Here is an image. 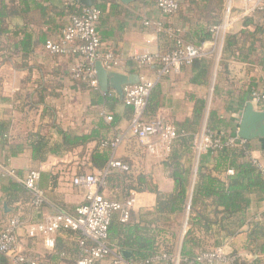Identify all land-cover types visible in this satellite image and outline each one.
I'll list each match as a JSON object with an SVG mask.
<instances>
[{
  "label": "crops",
  "instance_id": "obj_1",
  "mask_svg": "<svg viewBox=\"0 0 264 264\" xmlns=\"http://www.w3.org/2000/svg\"><path fill=\"white\" fill-rule=\"evenodd\" d=\"M66 1L38 0L50 8L47 15L41 14L34 5H30L29 10L23 4H16L11 10H4L0 5V45L6 48L0 54V231L13 218H18L21 221L16 232L19 249L38 264H74L79 258V241L83 236L61 230L55 236V250H49L41 236H29L28 226L45 222L57 213L75 215L76 209L86 203L89 189L75 186L74 178L80 174L106 173L98 170L91 160L97 146L95 141L86 149L54 152L55 146L62 143V132L89 135L96 131L101 138L112 142L120 140L116 150L109 149L110 161L120 160L128 164L131 171L116 170L108 186L92 189L109 200L122 201L142 175H151L161 193L170 194L175 188L172 169L167 166L171 152L151 155L139 144L130 131L133 110L125 105L123 98L112 88L105 96L102 89L95 90L75 80L71 70L81 58L46 51L43 38L58 41L61 37L58 30L70 22V15L63 12ZM229 2L233 14L242 17L225 33H219L217 47H213L211 41L204 43L208 51L205 57L214 62L204 80L199 79L198 71L189 66L157 80L154 68H141L134 60L137 51L169 52L174 47L167 33L161 34L156 24L177 27V16L162 14L156 7V0H134L128 4L122 0L97 2L105 6L98 25L103 52L113 51L119 55L121 65L116 72L136 77L144 74L156 81L151 95L160 106L157 117L164 118L177 129H191L192 123L201 115L199 128L192 133L182 132L185 135L195 136L205 128L209 129L208 120L213 113L217 121H223V125L217 124V132L236 136L245 107L252 102L253 92L264 88V18L257 16V10L244 13L253 2L227 0L226 6ZM226 6L219 25L225 21ZM244 18H254L255 23L245 27ZM145 21L153 24L145 26ZM229 35H237L241 52L225 54V41ZM200 100L205 101V106L201 107ZM108 116H112V120H108ZM248 144L250 158L264 167V140L255 139ZM201 157L204 166L214 167L213 157L206 154L200 158L195 155L196 166ZM32 170L40 172L38 186L46 195V203L40 208L33 206V195L23 183ZM121 173L126 177L121 178ZM131 196L136 199L131 226L144 227L152 219L150 212L157 205V194L146 191ZM248 201L247 222L261 220L264 193H253ZM186 218L187 215L185 221ZM112 223L116 227L110 232L109 240L113 254L97 264H115V254H120L117 252L119 243L125 240L126 233L119 213L114 215ZM216 229L210 234H198L203 248L197 251L221 247L228 253L238 254L245 264H264V254L256 256L248 250L247 226L235 236H225ZM185 234L183 229L178 247L171 254L177 260L181 258ZM126 254L130 259L129 251L120 255L126 258ZM0 264L29 263H14L0 254Z\"/></svg>",
  "mask_w": 264,
  "mask_h": 264
},
{
  "label": "trees",
  "instance_id": "obj_2",
  "mask_svg": "<svg viewBox=\"0 0 264 264\" xmlns=\"http://www.w3.org/2000/svg\"><path fill=\"white\" fill-rule=\"evenodd\" d=\"M179 1V10L175 15L178 26H163L160 31L161 34L167 33L168 38L174 42V47L170 51L175 48L177 35L167 32L168 28L181 29L183 32L181 38L187 44L196 47H202L205 42L213 41L215 33L212 29L220 24L227 0ZM78 2L79 0H67L64 3L63 12L66 11L67 15H70V19L80 12V8L77 7ZM16 4L25 5L27 10H29L30 5H34L41 14H49L50 8L38 0H17L2 4V6L4 10H11ZM94 6L99 8L102 13L105 11L103 4L97 3ZM256 13L258 17L264 18V1L262 8L258 9ZM254 23V18L243 19L245 27ZM66 26L64 24L58 30L60 36ZM259 30H261L260 25L258 26ZM49 40L43 38V43L46 44ZM238 46L237 35H229L225 41V54L234 55L238 50L241 52L242 49H239ZM4 51L6 48L0 45V54ZM213 63V59L202 57L196 59L189 67L198 71V78L204 80L209 76ZM109 94L107 92L105 96ZM199 104L203 107L205 101L200 100ZM159 107L155 98L150 95L146 114L153 116L151 118L157 117ZM199 119L201 121V115L197 116V120L192 123L194 127L191 129H177L176 127L180 135L174 142L167 161V166L172 169V178L175 182L174 191L170 194L161 193L151 175H142L138 178L137 185L131 186L133 189L131 193L122 201H118L124 202L135 192L149 191L157 194V205L153 212H150L152 219L146 226H131L132 212L128 222L123 225L126 236L125 240L119 243L117 252L122 254L123 251H129L130 260L142 261L158 253L173 254L178 247L184 229L186 234L183 237L180 264H203L189 262L200 252L197 250L203 248L197 239L199 233L210 234L217 228L218 233H224L225 236H235L246 226L248 227V250L256 256L264 254V215L258 221L247 222L245 219L249 195L264 193V175L254 160L250 158V145L246 144L245 146L226 148L224 151L207 153L206 155L213 157L214 167L204 166L202 157L196 166L193 150L195 136L194 134L185 135L182 132H195L194 130L199 128ZM217 124L223 125V121H217L216 115L211 113L208 120L209 130L225 139L229 137L228 134L217 132L216 127L219 128ZM61 135L62 143L55 146L54 152L62 149L73 151L80 147L86 149L90 143L94 141L97 143L91 160L98 170L106 172L105 179L106 186H108L110 178L116 173V169H109L110 146L105 145V143L110 144L112 141L101 138L96 131L89 135H75L71 132H62ZM229 170H233L234 174L229 175ZM223 173H225V177H222ZM121 174V178L126 177L123 176V173ZM115 229L116 227L111 223L110 232L112 233ZM232 264L245 263L239 258Z\"/></svg>",
  "mask_w": 264,
  "mask_h": 264
},
{
  "label": "built area",
  "instance_id": "obj_3",
  "mask_svg": "<svg viewBox=\"0 0 264 264\" xmlns=\"http://www.w3.org/2000/svg\"><path fill=\"white\" fill-rule=\"evenodd\" d=\"M17 0H0V5ZM253 2L244 13H252L262 8L264 0H248ZM80 1L77 7L80 12L71 17L69 24L62 31L58 41L49 40L45 44L47 52L59 56H71L81 58L72 68V77L75 80L86 83L95 90H101L96 63L101 61L103 67L107 71H116L121 65V59L118 54L113 51L103 52L102 39L98 31V25L102 16V11L93 6L85 7ZM179 0H156V7L167 17H173L179 10ZM239 17L233 14L231 3L229 2L225 10V21L212 29L215 33V39L212 42L213 47H217L218 35L220 32L227 31ZM145 26H151L150 21L144 22ZM158 31H161L163 25L156 24ZM169 33H176L175 48L169 52H135L134 60L141 68H154L157 80L166 76L179 73L184 67L190 66L196 59L205 57L208 51L202 47H196L187 44L182 38V30L168 28ZM217 36V37H216ZM156 81L148 78L144 74L137 77L135 84H128L124 87V103L131 107L133 115L130 124V131L133 137L137 139L139 144L143 146L151 155L162 156L172 151L174 142L179 138V132L175 126L168 123L162 117H147V106L149 97L155 88ZM252 103L255 107L262 108L264 106V88L256 90L252 94ZM112 120V116L107 117ZM120 144V140H115L110 144L112 150H116ZM248 141L240 139L238 135L229 136L226 139L218 134L213 133L209 129H204L197 133L193 142V150L195 155L200 156L213 153L215 151H224L226 148L236 146H245ZM258 168L264 175V167L254 160ZM109 169H116L121 172H130L131 167L120 161L113 159L110 161ZM229 175H233L234 171L229 170ZM106 173L100 175L84 174L74 178L73 184L77 187L87 188L86 203L76 209L75 215H67L65 213H57L45 222L35 223L28 226L30 237L41 236L45 246L49 250H53L56 245L55 236L61 230L78 232L82 234L79 241V258L76 264H95L108 258L113 251L109 245L110 227L115 214L119 213L121 222L126 223L131 217V212L135 206L136 199L131 196L124 202L108 200L99 191H93V188H103L106 185ZM40 172L32 170L24 180L25 187L33 195V206L40 208L46 203V195L38 186ZM21 226L18 218H13L10 223L0 231V254L7 256L14 263L38 264L35 260H30L23 255L17 243V229ZM115 264H161L167 262H175L179 264L180 259L167 253H158L146 260L133 261L124 258L120 254H115ZM240 257L236 253H228L223 248L204 250L199 252L190 263L203 264H232ZM188 261V259H185Z\"/></svg>",
  "mask_w": 264,
  "mask_h": 264
},
{
  "label": "water",
  "instance_id": "obj_4",
  "mask_svg": "<svg viewBox=\"0 0 264 264\" xmlns=\"http://www.w3.org/2000/svg\"><path fill=\"white\" fill-rule=\"evenodd\" d=\"M85 7H93L97 2L102 0H79ZM134 0H122L128 4ZM96 71L100 87L103 92L107 93L111 88L114 89L120 97H124V87L128 84H135L137 77L135 75H125L116 71H107L101 61L96 63ZM237 135L240 139L252 141L255 139L264 140V109L255 107L250 102L243 112ZM126 258L129 259L128 254Z\"/></svg>",
  "mask_w": 264,
  "mask_h": 264
}]
</instances>
